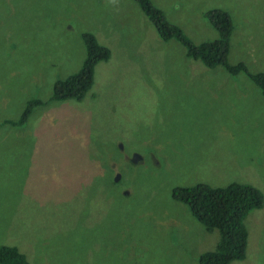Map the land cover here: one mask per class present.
Segmentation results:
<instances>
[{
    "label": "rangeland",
    "instance_id": "obj_1",
    "mask_svg": "<svg viewBox=\"0 0 264 264\" xmlns=\"http://www.w3.org/2000/svg\"><path fill=\"white\" fill-rule=\"evenodd\" d=\"M193 43L226 12L227 63L264 73V0H149ZM109 58L80 101H48L80 68L81 34ZM134 0H0V245L29 264H197L216 246L174 186L247 184L244 220L264 264V100L243 73L188 59ZM42 102L20 126L25 103Z\"/></svg>",
    "mask_w": 264,
    "mask_h": 264
},
{
    "label": "trees",
    "instance_id": "obj_2",
    "mask_svg": "<svg viewBox=\"0 0 264 264\" xmlns=\"http://www.w3.org/2000/svg\"><path fill=\"white\" fill-rule=\"evenodd\" d=\"M161 36V41L173 40L183 47L186 58L198 61L203 67L223 68L232 77L243 73L259 90L264 100V73H249L243 63L233 66L227 63L228 41L232 25L228 14L219 9L208 10L203 18L216 33L213 40L193 44L174 23L164 18L163 13L149 0H134ZM84 50L80 68L74 73L56 80L48 101H80L93 83L92 70L97 63L106 62L109 52L100 46L93 35L81 34ZM42 102L27 101L14 122L4 121L10 126H22L31 111ZM173 201L181 203L193 218L207 231H217L215 248L201 253L197 264H231L241 261L247 251V231L244 220L252 210L260 209L263 203L261 193L247 184L230 183L224 187H210L204 183L191 186H174L170 192ZM0 264H29L24 255L13 246L0 245Z\"/></svg>",
    "mask_w": 264,
    "mask_h": 264
},
{
    "label": "clouds",
    "instance_id": "obj_3",
    "mask_svg": "<svg viewBox=\"0 0 264 264\" xmlns=\"http://www.w3.org/2000/svg\"><path fill=\"white\" fill-rule=\"evenodd\" d=\"M111 2H112V3H115V2H116V0H111ZM170 22H171V21H170ZM208 26H209V25H208ZM209 27H210V26H209Z\"/></svg>",
    "mask_w": 264,
    "mask_h": 264
}]
</instances>
